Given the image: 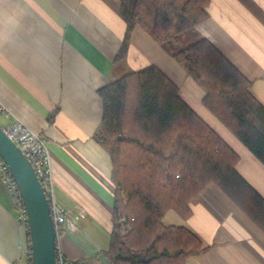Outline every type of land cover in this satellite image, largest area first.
<instances>
[{
    "label": "crops",
    "instance_id": "crops-1",
    "mask_svg": "<svg viewBox=\"0 0 264 264\" xmlns=\"http://www.w3.org/2000/svg\"><path fill=\"white\" fill-rule=\"evenodd\" d=\"M120 0H0V100L10 108L1 123L22 119L47 139L56 200L77 218L66 230L71 264H109L101 253L113 227L112 162L94 139L103 114L99 88L149 63L180 88L184 100L239 154L240 174L264 197V164L206 107L204 90L140 26L126 59L115 58L126 22ZM196 27L248 77L264 105V0H210ZM57 110L50 121L49 116ZM183 218L170 209L165 225L185 226L207 248L186 264H264V230L210 183ZM0 176V264H22L28 236ZM78 216V217H77Z\"/></svg>",
    "mask_w": 264,
    "mask_h": 264
},
{
    "label": "trees",
    "instance_id": "trees-1",
    "mask_svg": "<svg viewBox=\"0 0 264 264\" xmlns=\"http://www.w3.org/2000/svg\"><path fill=\"white\" fill-rule=\"evenodd\" d=\"M120 2L126 31L116 62L126 59L136 25L169 48L209 17L210 0ZM170 54L202 87L206 107L264 164V105L251 80L201 35ZM98 93L103 114L93 137L110 155L115 185L110 243L101 252L109 264H186L204 251L192 230L162 220L170 209L188 218L190 202L210 183L264 230V197L237 170L239 154L160 67L123 73Z\"/></svg>",
    "mask_w": 264,
    "mask_h": 264
},
{
    "label": "built area",
    "instance_id": "built-area-1",
    "mask_svg": "<svg viewBox=\"0 0 264 264\" xmlns=\"http://www.w3.org/2000/svg\"><path fill=\"white\" fill-rule=\"evenodd\" d=\"M9 112L10 108L0 100V116L8 115L7 113ZM0 124L31 160L49 198L57 238V264H71L64 252L62 238L66 230L74 231L77 229V218L72 217V212L64 208L55 198L53 168L50 160V151L47 145V139L39 132L33 130L20 118H14L4 124L0 122ZM0 176L11 193L13 205L18 211L17 218L28 236L22 246L24 251L22 264H33L26 208L18 185L1 155Z\"/></svg>",
    "mask_w": 264,
    "mask_h": 264
},
{
    "label": "water",
    "instance_id": "water-1",
    "mask_svg": "<svg viewBox=\"0 0 264 264\" xmlns=\"http://www.w3.org/2000/svg\"><path fill=\"white\" fill-rule=\"evenodd\" d=\"M0 155L18 185L26 208L33 264H57V238L49 198L31 160L1 124Z\"/></svg>",
    "mask_w": 264,
    "mask_h": 264
},
{
    "label": "rangeland",
    "instance_id": "rangeland-1",
    "mask_svg": "<svg viewBox=\"0 0 264 264\" xmlns=\"http://www.w3.org/2000/svg\"><path fill=\"white\" fill-rule=\"evenodd\" d=\"M199 36H200V32L198 31L197 27H195V29L185 32L180 38L171 41V43L168 45L169 48L164 47V46H162L160 44H159V46L161 47V49L163 50V52L167 56H169V58H172L171 57V54H170V49H173V50L180 49V48L184 47L185 45H188V44L194 42L195 40H197L199 38ZM1 118L2 117H0V122L2 121Z\"/></svg>",
    "mask_w": 264,
    "mask_h": 264
}]
</instances>
